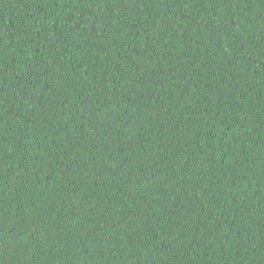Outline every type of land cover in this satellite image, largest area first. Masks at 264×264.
<instances>
[{
    "label": "trees",
    "instance_id": "trees-1",
    "mask_svg": "<svg viewBox=\"0 0 264 264\" xmlns=\"http://www.w3.org/2000/svg\"><path fill=\"white\" fill-rule=\"evenodd\" d=\"M0 264H264V0H0Z\"/></svg>",
    "mask_w": 264,
    "mask_h": 264
}]
</instances>
